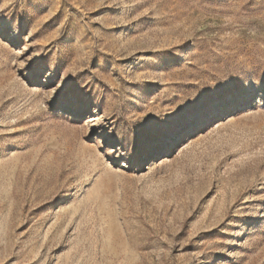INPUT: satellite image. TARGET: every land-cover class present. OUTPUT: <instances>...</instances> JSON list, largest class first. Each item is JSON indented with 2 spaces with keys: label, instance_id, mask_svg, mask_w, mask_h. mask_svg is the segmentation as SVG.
Instances as JSON below:
<instances>
[{
  "label": "rangeland",
  "instance_id": "obj_1",
  "mask_svg": "<svg viewBox=\"0 0 264 264\" xmlns=\"http://www.w3.org/2000/svg\"><path fill=\"white\" fill-rule=\"evenodd\" d=\"M0 19V264H264V0Z\"/></svg>",
  "mask_w": 264,
  "mask_h": 264
},
{
  "label": "snow or ice",
  "instance_id": "obj_2",
  "mask_svg": "<svg viewBox=\"0 0 264 264\" xmlns=\"http://www.w3.org/2000/svg\"><path fill=\"white\" fill-rule=\"evenodd\" d=\"M3 28H4V22L2 19H0V35H3ZM6 39V37H4ZM35 63V62H33ZM30 71H34L36 73H39V74H43V71H46V69H40L38 66L33 68V66L30 64L29 65V69ZM63 90V86L60 87V89L56 92V95L59 96L60 95V92Z\"/></svg>",
  "mask_w": 264,
  "mask_h": 264
},
{
  "label": "bare ground",
  "instance_id": "obj_3",
  "mask_svg": "<svg viewBox=\"0 0 264 264\" xmlns=\"http://www.w3.org/2000/svg\"><path fill=\"white\" fill-rule=\"evenodd\" d=\"M203 118H205V119L207 118V119H208V116H203ZM179 134L182 136V134H184V133H183V131H181V132H179V133H176L175 135L177 136V135H179Z\"/></svg>",
  "mask_w": 264,
  "mask_h": 264
}]
</instances>
